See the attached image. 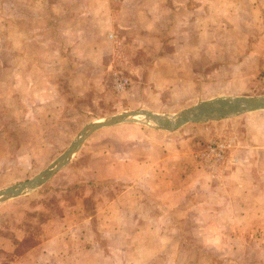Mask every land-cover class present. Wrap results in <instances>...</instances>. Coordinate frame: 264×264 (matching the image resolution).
Returning <instances> with one entry per match:
<instances>
[{
    "label": "crops",
    "instance_id": "1",
    "mask_svg": "<svg viewBox=\"0 0 264 264\" xmlns=\"http://www.w3.org/2000/svg\"><path fill=\"white\" fill-rule=\"evenodd\" d=\"M208 2L211 1L0 0V20L17 25L14 30L0 31L7 35L5 44L0 43V178L14 173L5 170L2 160L6 154L5 161H9L11 149L17 150L15 162L21 165L20 159L23 160L21 167L24 169L17 176L19 179H32L53 162V158L46 154L47 123L50 128L52 122L58 124L66 120V112H74L67 99L76 98H69L70 92L64 89V84L72 88L76 83L90 81L88 71L92 68L102 67V72L106 73L103 76L109 75V62L113 67L112 39L115 34H120L117 29L124 36L127 30L137 29L140 20L159 23V19L164 18L174 28L173 20L179 13L177 26L183 24L179 31L193 30V34L202 39L200 34L205 18L209 19L210 27H216L209 18L212 12L218 25L230 19L231 27L249 26L254 30L253 35L264 36V0H212L210 6L206 5ZM261 29L262 32L258 31ZM140 32L137 31L136 35H142ZM10 33L15 36V39L10 37L14 42L8 40ZM17 34L21 36V50ZM109 36H112L110 40ZM138 41L139 37L134 47ZM227 43L226 38L219 40V44ZM140 47L135 48L146 50ZM147 49L154 50L157 46ZM9 51L22 53L11 61L3 56ZM60 51L68 52L70 58L67 59L65 54L64 58L59 57ZM167 59L149 63L148 67L153 69L140 82L166 85L175 77L183 80L190 77L188 66L192 62ZM249 61L252 60L231 63L230 66H236L246 76L225 81L249 83L247 76L250 74L246 70L251 66L256 67L257 72H264V56L255 58L253 63ZM138 67L141 68V64ZM197 75L203 76V81H198L205 82L203 73L198 71ZM105 82L101 80V83ZM140 82L136 81V84ZM162 88L156 93H162ZM85 91L87 88L77 93L82 96ZM226 95L251 96L235 92ZM88 97L92 98L91 94ZM218 125L235 130L237 134L232 157L225 159L222 165V185L212 184L207 172L213 169L210 166L203 168L198 160V152L203 148L199 142L206 139L198 129L203 128H192V124L166 132L128 123L96 131L58 175L62 173L59 180H65L68 185H84L87 203L97 201L98 193H102L101 197L106 200L95 205L94 213L77 218L69 226L63 224L67 221L64 214L56 220L46 219L36 234L1 233L0 254L5 257L16 254V244L27 240L29 250L23 257L16 256L15 264H99L101 259L125 260L130 257L133 264H143L153 258L173 257L176 249L168 244L177 247L176 242L182 241L175 227L197 228L201 242H204L205 228L247 226L257 218L258 213L254 212L264 214V112L243 114ZM90 141L94 145L106 144L101 160L97 161L96 155L93 158L84 155L83 148ZM63 144L60 143L58 148ZM109 145L113 150L107 147ZM14 159L12 157L10 161ZM85 163L86 168L83 167ZM113 186H117V192L109 190ZM208 200L214 202L212 208L207 205ZM74 201L78 206V198L75 197ZM86 201L80 205H86ZM1 205L6 209L11 206L5 202ZM227 211L229 222L223 223L221 214ZM207 212L214 214L212 220L205 218ZM249 217L252 220L244 223L243 220ZM24 220L23 231L34 223L28 216ZM58 224L65 229L52 232ZM92 226L103 240L98 241L92 234ZM214 236L218 235L214 234L211 241Z\"/></svg>",
    "mask_w": 264,
    "mask_h": 264
},
{
    "label": "rangeland",
    "instance_id": "2",
    "mask_svg": "<svg viewBox=\"0 0 264 264\" xmlns=\"http://www.w3.org/2000/svg\"><path fill=\"white\" fill-rule=\"evenodd\" d=\"M210 1L211 2L206 3V5H213L212 0ZM179 17L180 14L178 13L173 20L174 28L169 25L170 21L164 18L163 20L159 19V23H151L149 20L145 19L140 20L138 28L133 31H130V29L127 30V33H123L124 36L121 35L119 29H117V33L120 34H115V38L112 39L111 57L113 58V67L109 62V75L103 76V74L106 73L104 71L102 72V67H97L96 69L92 68L88 71L91 75L88 79L90 81L86 80L83 84L76 83L72 88L64 84V89L70 92L69 98L76 97L67 99V103L74 107V112L67 111L65 114L66 120H62L58 124L52 122L50 128L47 123L45 135L47 142L46 154H49L50 159L53 158L56 160L87 124L95 120L113 117L125 111L143 110L152 112L149 109H157L166 112L163 114L160 113V115L174 117L185 109L191 108L203 101L233 96H248L226 95L227 93H247L251 95L248 97L264 96V72H257L254 66L246 70L247 72L249 71L248 73L250 74L247 76L250 78L249 83H240V80L239 83H228V81H225L231 78L239 79L246 76L242 74L236 66H230L231 63H241L247 59L252 60L249 61V63H253L255 58L264 56V48H260L262 46L264 47L263 35H253L252 32L254 30L249 26L245 28L240 27L238 31L235 26H230L228 23L230 21L229 18H227L229 20L218 25L217 20L212 17L211 12L209 18H211L212 24L215 22L216 27H210L209 19L205 18L203 20L204 28L202 34H200V36H202L201 39V37L198 38V36L193 34V30L183 29V33L179 31V28L183 26L182 23L177 26V18L179 19ZM242 22H245V20ZM225 24H227V26H225ZM16 27V24L13 25L6 23L4 20H0V31L6 30V28L14 30ZM137 31H141L140 33L142 35L137 36ZM258 31L262 32L263 29ZM2 32H0V43L2 42L4 45L7 40V35L5 34L6 32ZM10 37L15 39L14 34H8V40L14 42ZM111 37L112 36H109V40ZM138 37L139 41L135 47L141 48L140 46H143L146 50L138 51L139 49L133 46ZM155 37H157V40H155ZM20 38L21 36L17 34L16 39L19 40L18 45L21 50ZM225 38L228 41L227 45L219 44V40H224ZM241 38H244V40L240 41ZM65 45L68 46L66 43ZM154 45L157 46V49H147V47ZM220 45L222 46L219 48ZM6 53L3 54V56H7V58L13 61V59H15V57L17 58L18 54L22 52L9 51V53ZM64 54L67 59L70 58V55H67L68 52H58L59 57L64 58ZM167 57L169 59L173 58V60H178L179 62L181 60L192 62L193 64L188 66L190 72L188 75H190V77L187 76V79L185 78L184 80L181 77H175L171 84H162L164 86L163 88L161 83L144 84V81H142V83L140 82L141 79H144L146 73L153 69L148 67L149 63L153 64L163 59L168 60ZM71 58H73L72 62L74 63L75 57L73 56ZM139 64H141V68L138 67ZM198 71L204 74L205 82H202L203 79L201 78L203 76L197 75ZM116 79L117 82L114 81ZM199 79L202 81H198ZM91 80L97 81L93 82ZM101 80L106 82L101 83ZM130 80L133 82H130ZM136 81L140 83L136 84ZM86 88L87 91H85L82 96L78 94ZM161 88L163 92L156 93V91H160ZM90 94L92 98L88 97ZM223 94L226 96H214ZM144 107H148L149 109ZM138 119L143 120V117H138ZM221 121L223 120L195 123L196 125L193 124L194 126H192V128H203L201 131L198 129V132L203 135L202 138H206L203 139L202 142H199L202 144L203 148L198 152V160L201 162L203 168L210 166L211 169H213L207 172L213 185H222V165L225 159L232 157V152L235 148L233 147L234 142L237 139L235 130L224 129L219 127V125L216 126V124H220ZM136 125H141L147 129L158 130L153 123L149 125ZM191 125L192 124H188L187 126ZM41 135L42 133L40 136ZM60 143H64L61 146L62 148H58ZM55 144L56 146H53ZM98 144L99 145H94L93 141L87 143L83 148L85 152L84 155H89V158H93V156L96 155L97 161L101 160L106 144L103 142ZM213 144H215V146L217 144H224L226 150L222 159L217 162H211L210 157L205 154V150L208 146ZM107 147L113 150L111 145ZM11 150L9 161H5L6 154L3 156L2 160L5 170L13 171L14 173L10 176L0 178V190L27 180L17 177L19 174L23 173L24 167H21V165H23V160L20 159L21 165L19 162H15L14 158L17 156V150ZM12 157L14 159L13 162L10 161ZM53 159L52 161H54ZM83 167L86 168V163L83 164ZM80 170H82V168ZM59 172L62 171H58L55 176L51 177L38 189L27 192L18 198L6 201L5 203L11 205L9 208L6 209V207H1L3 205L0 204V234H18L20 232L36 234L38 233L39 225L46 219L54 218V220H56L55 218L64 214L67 216V221L65 223L63 222V224L69 226V224H74L77 218L79 220V218L87 217L89 213H94L95 205L106 200L101 197L102 193H98L97 198H99L97 201L93 204H90V202L87 203V191H85V186L68 185L65 180L60 181L59 177L62 176V173L58 175ZM117 189V186H113L112 188L109 187L111 192H117ZM90 193L91 191H89L88 194ZM105 195L106 194H104V196ZM75 197L78 198V206L75 203L76 201H74ZM105 197H107V195ZM84 201H86V205L81 206L80 203L83 204ZM213 204V201L208 200L207 205L210 208L213 207ZM74 205L76 207L75 209L72 208ZM257 213V218L247 226L230 228L229 226L222 225L215 230L213 227L205 228L206 240L204 242H201V237L197 233V228L175 227L174 230L180 233L179 235L182 241L176 242L178 243L177 247L174 244H168L169 247L176 249V253L173 251V257L171 259H168L169 257L167 256L153 258L145 261L143 264H264V219H262L264 214L262 215L259 212H254V214ZM25 216L32 218L34 223L23 231L21 227L22 224L26 225V221L24 220ZM205 218H207V220H212L214 214H212V212H207ZM217 218H219V216H217ZM221 219L223 223L229 222V212H222ZM248 220H252V218L249 217L243 220V222L245 223ZM93 227L94 226L90 227L91 232ZM54 228L56 229L52 228V232L65 229L61 224L56 225ZM96 230L97 229L94 227V232H92V234L98 241H101L102 235ZM214 234L218 236H214L213 241H211V237ZM235 235L238 236V238L235 237ZM28 242L29 241L26 240L17 243L16 254H12L10 257H5L0 254V264H15V262H17L16 256L23 257L26 255V251L29 250ZM147 245H149V243H147ZM100 262L99 264H115L117 262V264H133L131 257L125 260L101 259Z\"/></svg>",
    "mask_w": 264,
    "mask_h": 264
},
{
    "label": "water",
    "instance_id": "3",
    "mask_svg": "<svg viewBox=\"0 0 264 264\" xmlns=\"http://www.w3.org/2000/svg\"><path fill=\"white\" fill-rule=\"evenodd\" d=\"M260 111H264V96H233L200 102L174 117L134 110L125 111L107 119L95 120L87 124L67 149L34 178L0 190V204L43 186L58 171L69 164L93 133L102 128L128 123L144 125L153 123L158 130L174 132L188 124L227 120ZM138 117H143V120L138 119Z\"/></svg>",
    "mask_w": 264,
    "mask_h": 264
},
{
    "label": "built area",
    "instance_id": "4",
    "mask_svg": "<svg viewBox=\"0 0 264 264\" xmlns=\"http://www.w3.org/2000/svg\"><path fill=\"white\" fill-rule=\"evenodd\" d=\"M225 151L224 144H217L216 146L213 144L208 146V148L205 150V154L210 157L211 162H217L218 160L222 159Z\"/></svg>",
    "mask_w": 264,
    "mask_h": 264
}]
</instances>
